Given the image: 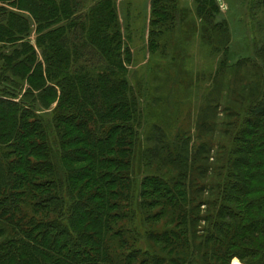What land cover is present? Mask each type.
<instances>
[{
	"label": "trees",
	"instance_id": "16d2710c",
	"mask_svg": "<svg viewBox=\"0 0 264 264\" xmlns=\"http://www.w3.org/2000/svg\"><path fill=\"white\" fill-rule=\"evenodd\" d=\"M195 1L226 55L221 69L239 71L247 61L229 64L230 34L226 20L211 21L219 14L214 0V6ZM252 1L264 9V0ZM170 2L153 0L159 16L153 26L162 25L152 27V38L168 30L164 21H177ZM0 3V264H225L229 256L264 264V253L245 250L264 249V77L258 66L237 77L224 107L229 120L221 123L227 128L219 131L217 160L221 151L227 159L214 172L223 177L220 171L229 170L222 183L210 185L207 174L211 140L159 129L143 156L160 170L137 181L140 98L127 75L130 53L117 0ZM217 104L205 108L199 129ZM169 165L172 177L164 170ZM204 191L228 205L199 233L194 226ZM165 219L163 230L149 227ZM140 241L147 251L136 248Z\"/></svg>",
	"mask_w": 264,
	"mask_h": 264
},
{
	"label": "rangeland",
	"instance_id": "374dc122",
	"mask_svg": "<svg viewBox=\"0 0 264 264\" xmlns=\"http://www.w3.org/2000/svg\"><path fill=\"white\" fill-rule=\"evenodd\" d=\"M214 2L219 14L211 21L215 25L216 22L226 20L225 27L230 34L229 64L232 61V63L236 62L237 59L246 60L244 67L247 68L242 66L239 71L235 69L234 73L231 69L224 71L221 69L220 63L226 55L222 49L218 52L217 43L220 41H217L216 33L208 34L206 22L197 15L198 4L195 0H172L168 11L177 12V21L174 23L164 21L163 26H167L168 30L153 38L150 35L152 27L158 31L162 25L153 26L159 18L153 13V0H117L118 19L126 43L124 49L130 53V58L126 62L127 75L140 98L141 127L138 128L140 129L139 145L134 167L137 181L148 173L160 170L157 161L149 165L143 156V151L149 145H153L156 129L172 136L189 134L192 141L197 136L211 140L214 150L211 149V158L206 164L210 185L216 187L229 174L228 169L220 171L223 177L214 173L218 172L217 167L226 164L227 159L225 151L220 150L222 155L217 160L218 139L222 138L219 131L227 128L221 123L229 120L224 107L229 104L228 95L230 97L232 90L240 83L237 80L238 76L241 77L249 69L258 66L264 77V9L259 2L257 7L252 6V0H214ZM0 5L5 4L0 3ZM210 5L214 6L209 0L208 6ZM34 38L35 35L32 36L33 40ZM207 100L211 102L208 103ZM250 100L251 98L249 102ZM209 104L218 105L215 114L211 113L208 125L199 129L197 125L203 121V112ZM235 109L236 104L233 105V110L236 112ZM231 120L234 122L238 119L232 117ZM241 128L247 126L243 124ZM224 139L228 140V136ZM222 142V145L226 146V141L222 139ZM230 145L228 144V148H231ZM164 170L170 177L174 176V166L169 165ZM205 182V180L201 181V183ZM200 198L202 204L196 212L199 220L194 228L199 233L200 231L205 233L211 226L209 217L214 216L215 210L222 208L224 204L226 207L228 202L222 201L221 197H219L220 201L213 197L211 199L207 191L202 192ZM217 201L218 204H213ZM166 222V219L158 221L157 224L150 221L149 227L163 230ZM135 223L142 222L135 220ZM143 228L140 227L141 232ZM259 242L264 243V238ZM135 246L138 249L142 248L143 251L148 250V245L144 241L136 243ZM220 250L227 253V246L220 247ZM245 250L252 255L255 252L264 253V249L258 244L249 245ZM248 258L251 261L257 260L254 257ZM235 259L246 264L238 256L227 257L225 264H234Z\"/></svg>",
	"mask_w": 264,
	"mask_h": 264
},
{
	"label": "bare ground",
	"instance_id": "6f19581e",
	"mask_svg": "<svg viewBox=\"0 0 264 264\" xmlns=\"http://www.w3.org/2000/svg\"><path fill=\"white\" fill-rule=\"evenodd\" d=\"M234 264H243L240 261H238L237 259L234 260Z\"/></svg>",
	"mask_w": 264,
	"mask_h": 264
}]
</instances>
